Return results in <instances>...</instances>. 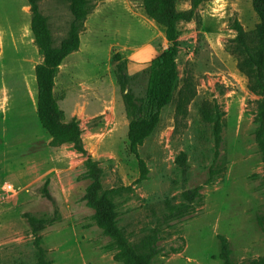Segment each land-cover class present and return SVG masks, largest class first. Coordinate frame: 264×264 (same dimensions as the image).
<instances>
[{"label": "rangeland", "instance_id": "1", "mask_svg": "<svg viewBox=\"0 0 264 264\" xmlns=\"http://www.w3.org/2000/svg\"><path fill=\"white\" fill-rule=\"evenodd\" d=\"M143 0H92L77 52L54 85L84 153L52 141L37 118L41 57L26 0H0V264H126L88 203L86 163L101 171L115 223L151 264H264V156L259 97L226 49L234 23L258 24L252 0H205L178 25V84L154 133L128 151L123 95L145 96L150 62L168 49ZM191 0H176L190 9ZM69 0H40L54 47L68 33ZM126 61L125 91L115 81ZM190 98L176 116L179 94ZM11 184L13 193L5 192Z\"/></svg>", "mask_w": 264, "mask_h": 264}, {"label": "trees", "instance_id": "2", "mask_svg": "<svg viewBox=\"0 0 264 264\" xmlns=\"http://www.w3.org/2000/svg\"><path fill=\"white\" fill-rule=\"evenodd\" d=\"M31 13L30 30L34 45L41 57L35 67L37 88V118L41 127L52 141L71 144L79 153H84L80 131L73 120L66 122L54 95L55 79L61 63L70 54L78 51L80 34L92 10V0H69L71 15L69 30L59 46L54 47L47 18L39 9L40 0H26ZM205 0H191L190 9L180 12L176 0H143L144 15L162 29L169 47L154 58L144 72L147 75L145 96L135 97L130 91L123 95L125 115L128 120V151L136 159L140 173H145L144 162L139 157V148L156 130L160 123L161 112L170 104L178 84L176 57L178 51L181 22L194 19L198 7ZM252 7L258 17V24L251 32L234 23L236 36L228 42L227 51L236 58L239 71L248 79V90L259 97L256 122L258 130L256 141L264 156V0H252ZM115 81L125 91L129 77L126 74V61L116 56ZM190 98L181 92L176 104V116L184 115ZM90 172L91 187L88 203L95 213L99 226L116 242L126 264H151L148 256L132 247L115 223V213L110 196L114 190H106L101 184V171L91 162L86 163Z\"/></svg>", "mask_w": 264, "mask_h": 264}, {"label": "built area", "instance_id": "3", "mask_svg": "<svg viewBox=\"0 0 264 264\" xmlns=\"http://www.w3.org/2000/svg\"><path fill=\"white\" fill-rule=\"evenodd\" d=\"M3 189L7 193H13L14 192V188L11 184H5Z\"/></svg>", "mask_w": 264, "mask_h": 264}]
</instances>
